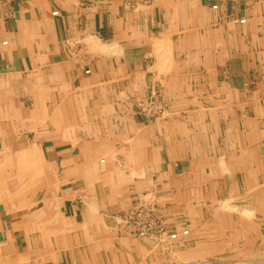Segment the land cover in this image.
I'll return each mask as SVG.
<instances>
[{"label": "crops", "instance_id": "0c3cea01", "mask_svg": "<svg viewBox=\"0 0 264 264\" xmlns=\"http://www.w3.org/2000/svg\"><path fill=\"white\" fill-rule=\"evenodd\" d=\"M151 1L0 0V264H264V0Z\"/></svg>", "mask_w": 264, "mask_h": 264}, {"label": "built area", "instance_id": "2783aa9c", "mask_svg": "<svg viewBox=\"0 0 264 264\" xmlns=\"http://www.w3.org/2000/svg\"><path fill=\"white\" fill-rule=\"evenodd\" d=\"M132 6H139L142 4H148L151 0H128ZM212 2L213 8H218L219 4L217 0H209ZM241 0H233L232 4L236 5ZM56 13V12H54ZM235 22L245 23L246 18L235 17ZM89 71V70H87ZM164 100L161 97V91L158 86L152 88L144 100L139 102V110L142 115L150 120L162 117L164 111ZM122 220L128 224L131 232L138 237H156L161 240L165 238L177 239L180 236H185L189 233L188 228L183 230L170 231L169 224L166 217L158 210L154 199L151 197L140 198L135 206L122 214Z\"/></svg>", "mask_w": 264, "mask_h": 264}, {"label": "rangeland", "instance_id": "374dc122", "mask_svg": "<svg viewBox=\"0 0 264 264\" xmlns=\"http://www.w3.org/2000/svg\"><path fill=\"white\" fill-rule=\"evenodd\" d=\"M151 3H152V1H150L149 4H151ZM158 88L160 89V91H161V97H163V100H164V105H165L164 111H165V113H164V115L162 117H159L157 119H150V120L146 119V122H148V123H154V122H158V121H162V120H165V122H166V120L170 117V115L172 113L170 103L168 102V100L165 98V96L163 94V88L160 87V86H158Z\"/></svg>", "mask_w": 264, "mask_h": 264}, {"label": "bare ground", "instance_id": "6f19581e", "mask_svg": "<svg viewBox=\"0 0 264 264\" xmlns=\"http://www.w3.org/2000/svg\"><path fill=\"white\" fill-rule=\"evenodd\" d=\"M160 87H161V86H160ZM168 114H169V113H168ZM102 161H104V159H102ZM7 182H8V181H7ZM37 183H38V182H37ZM40 185H41V184H40ZM226 200H227V199H226ZM226 200H224V202H223V200H222V203H225ZM227 201H228V200H227ZM227 201H226V202H227ZM225 204H226V203H225ZM225 204H223V205H225ZM229 204H230V202H229ZM220 205H221V204H220ZM225 206H226V205H225ZM227 206H228V203H227ZM227 206H226V207H227ZM233 206H234V207H233ZM233 206H232V207L235 209V207H236L235 204H233ZM221 207H222V206H221ZM230 207H231V206H230ZM222 208H223V207H222ZM236 208H237V207H236ZM231 209H232V208H231ZM237 210H240V209H237ZM176 247H177V246H176ZM181 256H182V255H181Z\"/></svg>", "mask_w": 264, "mask_h": 264}]
</instances>
